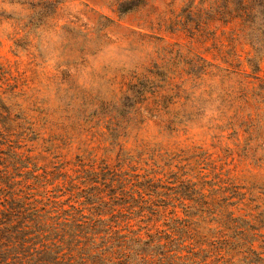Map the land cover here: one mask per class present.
<instances>
[{
  "label": "rangeland",
  "instance_id": "1",
  "mask_svg": "<svg viewBox=\"0 0 264 264\" xmlns=\"http://www.w3.org/2000/svg\"><path fill=\"white\" fill-rule=\"evenodd\" d=\"M126 1L0 0V186L33 166L49 173L44 194L151 178L172 198V214L139 222L152 232L183 217L187 184L215 201L232 193L263 251L264 54L252 73L226 0H145L122 13ZM192 58L205 61L198 77ZM156 73L154 93L119 111L129 84Z\"/></svg>",
  "mask_w": 264,
  "mask_h": 264
},
{
  "label": "trees",
  "instance_id": "2",
  "mask_svg": "<svg viewBox=\"0 0 264 264\" xmlns=\"http://www.w3.org/2000/svg\"><path fill=\"white\" fill-rule=\"evenodd\" d=\"M144 1L128 0L120 4L119 11ZM228 3L241 21L251 48L247 64L255 74L264 54V0ZM186 68L198 77L205 72V61L192 58ZM156 75L157 79L149 74L129 84L119 111L153 94L157 81L165 79ZM33 167L21 174V184L2 181L0 186V264H264V250L253 247L256 236L252 231L257 228L235 214L238 201L232 193H223L215 201L209 195L215 190L205 193L202 187L187 184L179 191L189 201L180 206L183 217L164 220L170 233L152 232L139 222L157 221L164 212L172 214V198L153 179L125 191L121 184L114 187L88 178L83 184L86 188L69 186L58 194H44L37 188L48 183L49 173H34L38 168ZM29 178L35 187L25 184ZM132 217L138 218L137 228L130 223ZM210 223L215 227H208Z\"/></svg>",
  "mask_w": 264,
  "mask_h": 264
},
{
  "label": "clouds",
  "instance_id": "3",
  "mask_svg": "<svg viewBox=\"0 0 264 264\" xmlns=\"http://www.w3.org/2000/svg\"><path fill=\"white\" fill-rule=\"evenodd\" d=\"M5 7H8L7 5H5Z\"/></svg>",
  "mask_w": 264,
  "mask_h": 264
}]
</instances>
